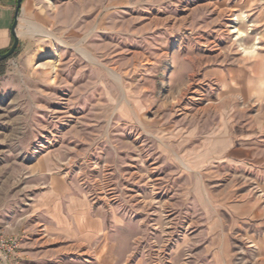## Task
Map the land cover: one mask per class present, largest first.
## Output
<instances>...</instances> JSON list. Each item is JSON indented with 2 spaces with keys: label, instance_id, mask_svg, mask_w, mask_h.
Returning a JSON list of instances; mask_svg holds the SVG:
<instances>
[{
  "label": "rangeland",
  "instance_id": "374dc122",
  "mask_svg": "<svg viewBox=\"0 0 264 264\" xmlns=\"http://www.w3.org/2000/svg\"><path fill=\"white\" fill-rule=\"evenodd\" d=\"M17 33L0 62V264H214L204 194L259 196V167L205 180L182 150L219 108L259 119L264 102L229 104L213 73L264 49V0H26ZM54 177L88 198L102 238L41 207Z\"/></svg>",
  "mask_w": 264,
  "mask_h": 264
},
{
  "label": "crops",
  "instance_id": "0c3cea01",
  "mask_svg": "<svg viewBox=\"0 0 264 264\" xmlns=\"http://www.w3.org/2000/svg\"><path fill=\"white\" fill-rule=\"evenodd\" d=\"M17 3L18 0H0V52L13 44L12 25ZM213 74L227 87L225 101L229 104L241 99L264 102V49L255 61L230 69L228 73L214 71ZM228 107L215 112L218 121L208 130V135L198 125L195 135L189 138L192 143L197 138L198 144L188 151L184 147L182 151L187 164L203 172L205 180L222 176L219 170L225 165L259 167V196L252 188L247 189L244 199L232 200L240 189L229 185L225 190L215 188L204 197L213 201L206 204L205 212L212 219L210 229L216 234L209 245L214 264H264V104L256 111L259 119L250 124L237 120L242 110L233 111ZM52 183L40 203L51 213L56 226L69 227L72 231L76 227L77 234L87 238L90 244L94 238H102L104 221L96 217L88 198L72 192L59 177H54ZM206 202L209 201L206 199Z\"/></svg>",
  "mask_w": 264,
  "mask_h": 264
},
{
  "label": "water",
  "instance_id": "95a60500",
  "mask_svg": "<svg viewBox=\"0 0 264 264\" xmlns=\"http://www.w3.org/2000/svg\"><path fill=\"white\" fill-rule=\"evenodd\" d=\"M24 0H18L17 3V8H16V12H15V20L14 23L12 25V34L14 37V41L13 44L11 45V47L4 53H0V62L9 59L12 55H14V53L17 51V48L19 47L20 44V38L18 36L17 33V27H18V20H19V16L22 10V3Z\"/></svg>",
  "mask_w": 264,
  "mask_h": 264
},
{
  "label": "built area",
  "instance_id": "2783aa9c",
  "mask_svg": "<svg viewBox=\"0 0 264 264\" xmlns=\"http://www.w3.org/2000/svg\"><path fill=\"white\" fill-rule=\"evenodd\" d=\"M18 245H19V241L17 239L9 238L7 240L2 241L1 247L7 249L11 255V253H13V251L18 247ZM2 257L6 259L8 256H3V252H2Z\"/></svg>",
  "mask_w": 264,
  "mask_h": 264
},
{
  "label": "trees",
  "instance_id": "16d2710c",
  "mask_svg": "<svg viewBox=\"0 0 264 264\" xmlns=\"http://www.w3.org/2000/svg\"><path fill=\"white\" fill-rule=\"evenodd\" d=\"M13 40H14V37H13ZM6 51H7V50H6ZM6 51L0 52V53H4V52H6Z\"/></svg>",
  "mask_w": 264,
  "mask_h": 264
}]
</instances>
